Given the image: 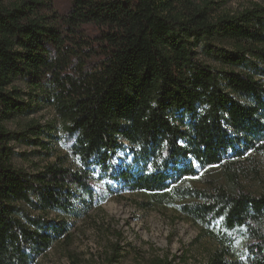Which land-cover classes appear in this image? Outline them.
Here are the masks:
<instances>
[{"label":"trees","instance_id":"16d2710c","mask_svg":"<svg viewBox=\"0 0 264 264\" xmlns=\"http://www.w3.org/2000/svg\"><path fill=\"white\" fill-rule=\"evenodd\" d=\"M17 81L64 122L78 169L13 165L21 134L6 123L27 111ZM44 133L22 137L41 145ZM127 143L131 163L114 170ZM249 154L264 156V4L0 0V264H35L52 248L68 224L47 216L75 214L79 193L99 199L96 173L197 225L217 243L208 264H264V193L236 181ZM217 168L231 185H182Z\"/></svg>","mask_w":264,"mask_h":264},{"label":"rangeland","instance_id":"374dc122","mask_svg":"<svg viewBox=\"0 0 264 264\" xmlns=\"http://www.w3.org/2000/svg\"><path fill=\"white\" fill-rule=\"evenodd\" d=\"M65 5L67 0H55ZM221 11L236 13L251 5L264 4V0H213ZM201 59L212 63L199 49ZM26 95L24 114H16L6 123L9 130L21 134L12 141L13 165L35 173L51 164L78 169L79 162L68 154L69 139L64 122L53 107L40 99L43 94L34 92L24 81L14 85ZM35 96L33 99L30 95ZM37 96V97H36ZM39 96V97H38ZM41 125L45 133L39 138L41 145L32 144L22 136L35 125ZM132 149L127 143L114 156V170H121L131 163ZM240 166L236 181L253 194L264 193V156L249 154ZM247 156V157H248ZM93 189L96 200L79 193L77 212L61 216L50 213L49 221L64 220L68 224L61 237L35 264H106L119 254L114 264H151L155 259H169L174 264H208L217 250V243L201 237V229L182 216L170 205L156 206L148 194L132 192L120 181L101 179L94 174ZM231 185L223 169L202 172L199 177L185 181V187L205 190L209 180Z\"/></svg>","mask_w":264,"mask_h":264}]
</instances>
